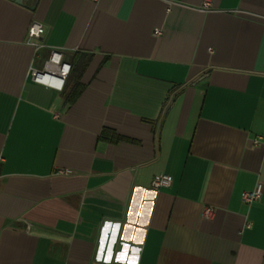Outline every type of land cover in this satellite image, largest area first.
<instances>
[{"label":"crops","instance_id":"1","mask_svg":"<svg viewBox=\"0 0 264 264\" xmlns=\"http://www.w3.org/2000/svg\"><path fill=\"white\" fill-rule=\"evenodd\" d=\"M204 1L0 0V264H264V0Z\"/></svg>","mask_w":264,"mask_h":264},{"label":"built area","instance_id":"2","mask_svg":"<svg viewBox=\"0 0 264 264\" xmlns=\"http://www.w3.org/2000/svg\"><path fill=\"white\" fill-rule=\"evenodd\" d=\"M168 5H171L175 0H165ZM210 7L209 0H205L202 8L208 9ZM44 32L43 26L38 22H32L27 30V36L29 39H37ZM154 36H159L160 31L154 30ZM70 64L65 62L62 58L61 52L58 50H50L49 56L44 63L42 70H37L31 68L29 75L34 83L53 88L55 90L61 91L63 89L64 83L70 74ZM257 143V142H255ZM58 175H68L69 172L66 170H58L56 172ZM173 178L169 174H158L154 176L151 180V188L154 191H158L162 188H168L172 184ZM263 186L261 182H258L253 190L243 192L241 194V201L245 205H251L259 201L262 197ZM213 215L212 208H204L202 211V217L204 219H210Z\"/></svg>","mask_w":264,"mask_h":264},{"label":"trees","instance_id":"3","mask_svg":"<svg viewBox=\"0 0 264 264\" xmlns=\"http://www.w3.org/2000/svg\"><path fill=\"white\" fill-rule=\"evenodd\" d=\"M70 67L72 69V66L70 64ZM85 67V66H84ZM84 67L79 71V73L77 74V78L75 80V85H74V91L69 93V94H66L65 95V103L70 105L72 102L75 101V99L77 98V96L79 95V93L81 92L82 90V86L81 84L79 83V77L84 69ZM70 73H71V70H70ZM70 75V74H69ZM69 77V76H68ZM67 80V79H66ZM101 138H103L104 140H107V141H110L112 143H115L117 142L119 139L116 138L113 134H110L109 131H103L102 132V135H101Z\"/></svg>","mask_w":264,"mask_h":264},{"label":"water","instance_id":"4","mask_svg":"<svg viewBox=\"0 0 264 264\" xmlns=\"http://www.w3.org/2000/svg\"><path fill=\"white\" fill-rule=\"evenodd\" d=\"M16 3H20V0H16Z\"/></svg>","mask_w":264,"mask_h":264}]
</instances>
